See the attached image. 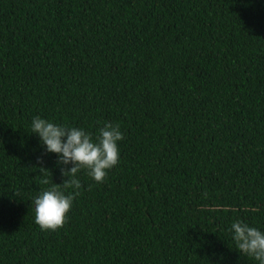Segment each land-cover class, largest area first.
<instances>
[{"label":"trees","instance_id":"obj_1","mask_svg":"<svg viewBox=\"0 0 264 264\" xmlns=\"http://www.w3.org/2000/svg\"><path fill=\"white\" fill-rule=\"evenodd\" d=\"M34 116L124 133L55 231ZM238 218L264 229V0H0V264H255Z\"/></svg>","mask_w":264,"mask_h":264},{"label":"clouds","instance_id":"obj_2","mask_svg":"<svg viewBox=\"0 0 264 264\" xmlns=\"http://www.w3.org/2000/svg\"><path fill=\"white\" fill-rule=\"evenodd\" d=\"M31 133L39 137L46 153L57 155V164L66 176L62 184H49L31 199L34 206V220L41 230L62 227L73 205L75 191L65 192L64 188L78 190L81 187L77 174L83 169L96 182H103L108 170L118 164L120 159L119 142L124 133L119 123L107 122L99 127L95 134L80 126H69L54 122L41 116H34L30 123ZM42 159V158H41ZM235 249L255 264H264V229L248 223L246 220L234 219L229 227Z\"/></svg>","mask_w":264,"mask_h":264}]
</instances>
